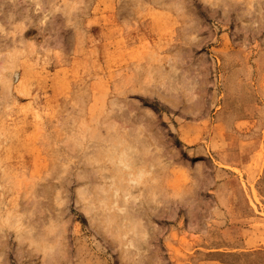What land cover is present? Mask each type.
Returning <instances> with one entry per match:
<instances>
[{"label":"rangeland","instance_id":"374dc122","mask_svg":"<svg viewBox=\"0 0 264 264\" xmlns=\"http://www.w3.org/2000/svg\"><path fill=\"white\" fill-rule=\"evenodd\" d=\"M0 264H264V0H0Z\"/></svg>","mask_w":264,"mask_h":264},{"label":"bare ground","instance_id":"6f19581e","mask_svg":"<svg viewBox=\"0 0 264 264\" xmlns=\"http://www.w3.org/2000/svg\"><path fill=\"white\" fill-rule=\"evenodd\" d=\"M123 151H124V150H122V152H123ZM124 153H125V152H123V154H124ZM128 153H129V151H128ZM124 155H125V154H124ZM122 157H123V156H122ZM109 158H110V157H109ZM112 158H113V156H112ZM118 159H119V158H118ZM112 160H113V159H112ZM122 160H123V159H122ZM127 160H128V159H127ZM127 160H126V161H127ZM129 160H130V159H129ZM113 161H114V160H113ZM115 162H116V161H115ZM119 162H120V164H119V166H120L121 163H122V161L119 160ZM123 162H124V161H123ZM128 162H130V161H128ZM128 162H127V164H128ZM124 163H125V162H124ZM114 164H115V163H114ZM114 164H112V165H114ZM122 165H123V164H122ZM125 165H126V164H125ZM115 166H117V165H115ZM115 166H114V167H115ZM123 166H124V165H123ZM117 167H118V166H117ZM121 167H122V166H121ZM124 167H125V166H124ZM124 167H123V168H124ZM118 169H119V168H118ZM119 170H120V169H119ZM140 174H141V172H140ZM140 174H139V176L136 177V175H138V174L136 173L135 178H138V177L140 178V177H142V176H140ZM142 175H143V174H142ZM130 177H131V175H130ZM119 190H120V189H119ZM119 190H118V191H119ZM115 196H116V195H115ZM117 196H118V195H117Z\"/></svg>","mask_w":264,"mask_h":264}]
</instances>
